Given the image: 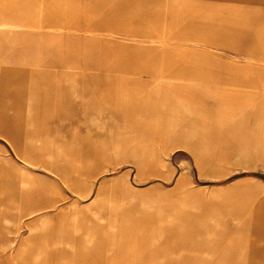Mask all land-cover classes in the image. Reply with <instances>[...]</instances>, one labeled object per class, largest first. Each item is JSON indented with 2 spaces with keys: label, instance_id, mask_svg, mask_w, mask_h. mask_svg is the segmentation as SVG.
<instances>
[{
  "label": "rangeland",
  "instance_id": "374dc122",
  "mask_svg": "<svg viewBox=\"0 0 264 264\" xmlns=\"http://www.w3.org/2000/svg\"><path fill=\"white\" fill-rule=\"evenodd\" d=\"M0 264H264V0H0Z\"/></svg>",
  "mask_w": 264,
  "mask_h": 264
},
{
  "label": "crops",
  "instance_id": "0c3cea01",
  "mask_svg": "<svg viewBox=\"0 0 264 264\" xmlns=\"http://www.w3.org/2000/svg\"><path fill=\"white\" fill-rule=\"evenodd\" d=\"M214 217H210V224H211V222L214 220L213 219ZM214 222V221H213ZM203 228V227H202ZM198 229V228H197ZM203 229H206V228H203ZM213 229V225H211V229L209 230V228H207V230H209V231H213L212 230ZM219 249V245L216 247V250L215 251H217ZM214 251V252H215ZM214 252H212V254L214 253ZM212 257V256H211Z\"/></svg>",
  "mask_w": 264,
  "mask_h": 264
},
{
  "label": "bare ground",
  "instance_id": "6f19581e",
  "mask_svg": "<svg viewBox=\"0 0 264 264\" xmlns=\"http://www.w3.org/2000/svg\"><path fill=\"white\" fill-rule=\"evenodd\" d=\"M204 227H206V229L209 228L207 224H205ZM157 261H158V260H157Z\"/></svg>",
  "mask_w": 264,
  "mask_h": 264
}]
</instances>
